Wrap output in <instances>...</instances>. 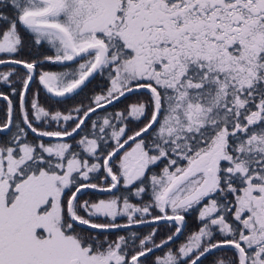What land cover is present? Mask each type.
Instances as JSON below:
<instances>
[{
  "label": "snow or ice",
  "instance_id": "6c2138e0",
  "mask_svg": "<svg viewBox=\"0 0 264 264\" xmlns=\"http://www.w3.org/2000/svg\"><path fill=\"white\" fill-rule=\"evenodd\" d=\"M0 66V264H264V0H0Z\"/></svg>",
  "mask_w": 264,
  "mask_h": 264
},
{
  "label": "trees",
  "instance_id": "16d2710c",
  "mask_svg": "<svg viewBox=\"0 0 264 264\" xmlns=\"http://www.w3.org/2000/svg\"><path fill=\"white\" fill-rule=\"evenodd\" d=\"M48 54H51V50H48ZM47 69L48 70H51V71H59L60 70V66H57V65H49V66H47ZM94 84L96 83L95 81L93 82ZM93 85H89V88H91ZM33 88H35V85H33ZM87 91V90H86ZM43 96H44V93L42 92L41 93V98H42V100H43ZM29 98H30V96H29ZM13 99H16V100H18V97H14ZM81 99H83V96L81 95V96H77L76 98H75V101H72V102H70V103H75V102H79ZM133 99H135V97H130L129 99H121V101L119 102V103H113V105L111 106V107H109L108 108V111H110V112H116V111H119V110H121V109H123L124 107H125V105L127 104V103H129L131 100H133ZM85 102V104H87V100H85L84 101ZM3 108L4 107V103H3V101H1V106H0V108ZM0 118H2V113H0ZM93 119H95V117H93ZM78 138V137H77ZM55 142V141H54ZM161 167H162V165H161ZM159 168H154V171H156L157 173L159 172ZM105 197V195L104 194H99V193H91V194H86V195H84V196H82V199H91V200H97V199H100V198H104ZM145 199H147V197H145ZM196 213H197V210H192V211H190V213L187 215V224H188V227H187V229L185 230V233H184V235H182V236H180L176 241H175V243L174 244H170L169 246L171 247L172 245L175 247V246H177V244H181V243H183L184 241H185V239H186V237H187V235L190 233V232H192V231H195V230H197V228H198V224H197V220H196V217H197V215H196ZM139 230L141 231V232H147V231H150L151 229H150V227L149 226H145V227H141V228H139ZM119 234H124L123 232H119V231H116V232H114L109 238L110 239H115L116 238V236L117 235H119ZM165 235V233L163 232V231H161V233H160V235H158L157 236V240L159 241V239L162 237V236H164ZM165 251H167V249H165ZM226 252V251H225ZM157 255H161L160 253H156ZM210 257V256H209ZM218 258H220V257H218Z\"/></svg>",
  "mask_w": 264,
  "mask_h": 264
},
{
  "label": "rangeland",
  "instance_id": "374dc122",
  "mask_svg": "<svg viewBox=\"0 0 264 264\" xmlns=\"http://www.w3.org/2000/svg\"><path fill=\"white\" fill-rule=\"evenodd\" d=\"M99 194H103V193H99ZM104 198H106V197H104ZM196 215H198V209H197ZM170 244H172V243H170ZM179 246H180V244H177V246H175V247L172 245L171 247L178 248ZM157 252L161 254V252H159V251H157ZM230 256H231L230 251L225 252L224 250H221V251L217 252L215 255H210V257H208V261H213V260L217 259L218 257L228 258Z\"/></svg>",
  "mask_w": 264,
  "mask_h": 264
},
{
  "label": "flooded vegetation",
  "instance_id": "af4514ba",
  "mask_svg": "<svg viewBox=\"0 0 264 264\" xmlns=\"http://www.w3.org/2000/svg\"><path fill=\"white\" fill-rule=\"evenodd\" d=\"M3 71H7V69L4 67V66H0V72H3ZM0 90H4V91H9L10 92V88H9V86H7V85H4V84H2V83H0ZM14 98V97H13ZM1 101H3V100H0V106H1ZM3 103H4V105H5V103L6 102H4L3 101ZM2 107L0 108V113H2ZM146 225H143V226H140V227H138V228H141V227H145Z\"/></svg>",
  "mask_w": 264,
  "mask_h": 264
},
{
  "label": "water",
  "instance_id": "95a60500",
  "mask_svg": "<svg viewBox=\"0 0 264 264\" xmlns=\"http://www.w3.org/2000/svg\"><path fill=\"white\" fill-rule=\"evenodd\" d=\"M141 226H143V225H141ZM138 227H140V226H138ZM171 243V242H170Z\"/></svg>",
  "mask_w": 264,
  "mask_h": 264
}]
</instances>
